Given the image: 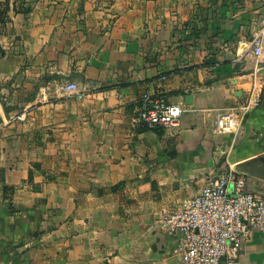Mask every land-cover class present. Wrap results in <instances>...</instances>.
Returning a JSON list of instances; mask_svg holds the SVG:
<instances>
[{
  "label": "crops",
  "instance_id": "0c3cea01",
  "mask_svg": "<svg viewBox=\"0 0 264 264\" xmlns=\"http://www.w3.org/2000/svg\"><path fill=\"white\" fill-rule=\"evenodd\" d=\"M13 1L0 28V264H177L180 235L162 218L205 176L233 170L264 198V88L237 131L215 128L264 81V48L248 50L264 0H17L27 14ZM144 92L182 104L176 127L139 126ZM234 264H264V234Z\"/></svg>",
  "mask_w": 264,
  "mask_h": 264
},
{
  "label": "built area",
  "instance_id": "2783aa9c",
  "mask_svg": "<svg viewBox=\"0 0 264 264\" xmlns=\"http://www.w3.org/2000/svg\"><path fill=\"white\" fill-rule=\"evenodd\" d=\"M264 48V16L248 50L256 57ZM160 81L166 77L161 76ZM73 83L67 91L75 90ZM264 81L253 86L243 104L219 110L215 128L221 133L237 131L244 117L261 102ZM182 104L170 103L162 93L144 92L139 98L137 123L144 129L174 128L179 123ZM24 119L21 114L17 117ZM205 185L195 196L162 220L170 232L180 235L175 254L177 264H234L242 244L253 232L264 234V198L246 190L243 174L229 170L219 176H205Z\"/></svg>",
  "mask_w": 264,
  "mask_h": 264
},
{
  "label": "trees",
  "instance_id": "16d2710c",
  "mask_svg": "<svg viewBox=\"0 0 264 264\" xmlns=\"http://www.w3.org/2000/svg\"><path fill=\"white\" fill-rule=\"evenodd\" d=\"M16 1L17 0L13 1V6H12V9L15 13L21 12V13L27 14L30 12L31 10L30 7H23L22 9L17 10L15 8ZM10 10H11V5H10L9 0L0 1V28L1 29L6 25V23L10 21L8 17V13ZM30 176H31V173H30Z\"/></svg>",
  "mask_w": 264,
  "mask_h": 264
},
{
  "label": "water",
  "instance_id": "95a60500",
  "mask_svg": "<svg viewBox=\"0 0 264 264\" xmlns=\"http://www.w3.org/2000/svg\"><path fill=\"white\" fill-rule=\"evenodd\" d=\"M185 101H186L187 104L190 103V101H191V95H186L185 96Z\"/></svg>",
  "mask_w": 264,
  "mask_h": 264
}]
</instances>
